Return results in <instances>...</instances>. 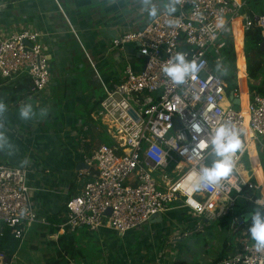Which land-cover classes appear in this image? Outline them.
Segmentation results:
<instances>
[{"label": "built area", "instance_id": "built-area-1", "mask_svg": "<svg viewBox=\"0 0 264 264\" xmlns=\"http://www.w3.org/2000/svg\"><path fill=\"white\" fill-rule=\"evenodd\" d=\"M249 1L171 0L175 6L171 14L165 8L141 29L112 39V50L135 45L141 62L139 66L128 62L115 71L89 113L110 143L100 142L85 160L83 173L90 179L65 201V221L59 224L60 229L75 233L80 228L93 232L107 227L124 236L153 215L168 211L176 201L208 222L226 214L213 210L220 201H228V208L245 197L244 186L256 191L257 185L243 176L239 164L250 141L264 140V96L250 95L246 115L225 104L229 103L227 84L218 74L222 39L229 35L234 40L235 21L243 33L258 26L264 38V13L250 10ZM2 7L0 4V11ZM46 36L28 27L0 29V80L13 87L26 78L25 100L39 97L52 84ZM177 53L197 65L195 78L179 85L161 71ZM237 92H231L232 98ZM220 124L240 132L241 148L233 156V170L219 185L202 186L192 195L196 206H190L181 185L190 173L209 166L207 161L214 155L211 135ZM194 125L202 131L197 134ZM201 141L209 147L199 149ZM27 176L24 167L0 165L1 227L20 240L38 220L30 203ZM202 228L197 225L181 235L190 237ZM238 244L212 264H264V249L255 247L250 234ZM0 264L11 261L0 253Z\"/></svg>", "mask_w": 264, "mask_h": 264}, {"label": "crops", "instance_id": "crops-1", "mask_svg": "<svg viewBox=\"0 0 264 264\" xmlns=\"http://www.w3.org/2000/svg\"><path fill=\"white\" fill-rule=\"evenodd\" d=\"M151 3L160 12L166 7L167 0H151ZM0 4H3L0 29L11 31L28 27L46 33L45 43L54 65L50 88L33 100H25L26 91L15 93L11 84L0 80V102L6 105V111L0 114V133L8 138L7 145L0 149V165L28 170L30 203L38 215V220L25 232L10 261L11 264H45L46 259L55 257L60 249L58 240L65 230L60 229L59 224L65 218V201L77 194L90 179L83 173L87 169L85 160L100 144L101 131L104 133L91 120L89 113L99 100L100 92L103 95V85L109 83L113 72H108L107 68H102V72L96 70L95 61L103 66L111 61L114 64H136L135 45L129 44L122 51L112 50L111 41L124 32L141 29L155 16L148 15L142 0H0ZM233 37L235 89L238 92L232 99H238V109H242L238 84L240 77H237L239 47L245 63L247 101L251 94L246 72L244 33L238 21L234 23ZM78 53L85 64L93 68L90 69L91 74L89 71L83 74L76 71L81 65L76 61ZM81 75L87 76L91 88L83 91L73 82L76 76ZM25 80L20 79V83L23 85ZM230 97L231 93L227 96L229 103L226 104L235 105ZM25 104L32 107L29 119L19 116L20 108ZM244 113L247 115V110ZM239 170L258 188L251 190L246 198H238L231 207L227 208L228 201H220L213 208L214 211H226L213 223H217L220 229H226L231 238L223 239L219 250L207 258L206 264L218 262L226 254L232 253L239 240L246 233L249 234L244 222L251 218L253 212L246 211L247 201L264 209V202H258L264 199L259 184L264 178V140L249 142ZM180 203L176 201L171 204L169 210L162 213L161 221L148 222L132 231V234L138 231L148 233L134 250L128 248L130 241L126 234L118 238L116 233L117 239L110 242L109 234L115 232L107 227L93 232L78 229L67 237L75 247L71 263L170 264L171 260L172 263L183 260L192 264L185 258L176 259L185 244L191 243L192 235L185 238L181 232L203 225L196 232L200 233L211 225L209 221L201 220L203 216L196 215ZM235 210L240 216L233 218L227 228L223 227L222 218ZM2 229L0 223V232ZM237 230L239 233H236ZM221 255L223 257L216 261Z\"/></svg>", "mask_w": 264, "mask_h": 264}, {"label": "trees", "instance_id": "trees-1", "mask_svg": "<svg viewBox=\"0 0 264 264\" xmlns=\"http://www.w3.org/2000/svg\"><path fill=\"white\" fill-rule=\"evenodd\" d=\"M249 9L252 11L258 10L260 13H264V1L263 0H250L249 1ZM243 35V34H242ZM263 36L261 34V28L256 25H253L251 29L244 32V51L246 56V72L248 78V88L251 95L260 94L264 96V51L261 50V42L263 41ZM223 47H222V69L218 71V74L227 84L225 93L226 96L236 88V68H235V51L233 46L232 38L229 35H225L222 39ZM238 53V62L242 68L244 73L245 63L244 58L242 56V52L239 50ZM242 79V81L238 80V84L241 92V102L240 104L247 103V91H246V83H245V73L244 75L238 76ZM258 81V83H257ZM15 93H19L22 91H26L28 89V80H25L23 85L20 83V80L16 82V84L12 87ZM103 132L99 134V142H103ZM108 143L110 141L108 140ZM251 191L247 188V186L243 187V195L246 197L249 195ZM249 197V196H248ZM256 198V196L254 195ZM247 209L246 211L255 212L261 211L264 212L263 208L255 205L253 202L246 203ZM240 216V213L235 211L228 212L222 218L223 227H228L227 224L235 217ZM65 219L62 220L64 222ZM61 222V223H62ZM244 224L247 226V230L251 224V218L248 219ZM239 233V230L236 231ZM249 233V231H248ZM73 233L64 232L63 236L59 238L58 242L60 244V249L57 252L55 257H51L46 259L45 264H72L71 259L73 254L75 253V247L72 241H68L67 237L72 235ZM250 234V233H249ZM21 243L20 239L15 238L8 228H3L0 232V252L3 253L7 260L10 261L14 254L17 252L18 247ZM223 256L219 257L216 261L220 260ZM172 264H188L183 260L174 261ZM199 264V263H196Z\"/></svg>", "mask_w": 264, "mask_h": 264}, {"label": "clouds", "instance_id": "clouds-1", "mask_svg": "<svg viewBox=\"0 0 264 264\" xmlns=\"http://www.w3.org/2000/svg\"><path fill=\"white\" fill-rule=\"evenodd\" d=\"M142 5L149 16H155L158 9L151 3V0H142ZM169 14L175 11V6L170 2L166 6ZM161 71L175 84H183L189 77L195 78L197 65L186 59L183 53H177L171 57L161 68ZM6 111V105L0 102V114ZM19 116L22 119H29L32 116V107L25 104L20 108ZM194 131L198 134L202 131L199 125H194ZM8 138L0 133V149L7 145ZM210 146L215 159L209 166H204L199 171L190 173L181 189L187 194V203L195 207L196 201L192 195L201 190L202 186L219 185L222 178L228 176L234 167V154L241 148L240 132L229 124H220L212 132ZM209 144L201 141L199 149H205ZM251 239L255 242L258 250L264 249V212L255 211L251 215V224L248 229Z\"/></svg>", "mask_w": 264, "mask_h": 264}, {"label": "rangeland", "instance_id": "rangeland-1", "mask_svg": "<svg viewBox=\"0 0 264 264\" xmlns=\"http://www.w3.org/2000/svg\"><path fill=\"white\" fill-rule=\"evenodd\" d=\"M233 42H235V41L233 40ZM238 50L241 52L240 47L238 48ZM136 59H137L136 64L139 66L141 59H138V58H136ZM76 61H77V63L81 64L79 67H77L76 71H79V73H81V74H83V72L86 73L89 71V73L91 74V70H93V68H91V66L89 64H87V65L85 64L84 60L80 57L79 53L76 54ZM92 61H93V59H92ZM95 64H96L95 69L98 71L102 72V68H104V69L107 68L106 70L108 72L114 73L115 71H120L126 63L121 62L119 64H114V61H111L108 64H105L106 66L105 65L103 66V65H101V62L95 61ZM221 69H222V67H221ZM51 70H54L53 63H51ZM238 71L240 72L239 67H238ZM239 72L237 74V77L239 76ZM239 81H242V79L240 78ZM73 82L76 83L78 88L82 89L83 91L91 88V85L88 83V79H87L86 75L76 76L74 78ZM101 97H102V95L100 92L99 99ZM245 105L246 104L241 105L243 112H246V106ZM233 108L238 109L239 106L233 105ZM103 136H104L103 142L108 143L109 139L107 138V134L105 132H104ZM214 159H215L214 155L209 157V159L207 161V165H210ZM201 220L205 221V219L203 217H201ZM213 222L214 221H209L211 227L206 228L205 230H203L200 233L193 234L191 236V243L185 244V246L182 248L183 250H181V252H180L181 254L178 257H176V259H182V258L184 259L185 258L188 260L189 263H192V264H196L197 262H201V263L206 264L207 258L214 256L215 253L219 250L220 244L223 241V239L225 237L231 238L229 236L230 233L228 231H226V229L218 228L217 223H213ZM134 233L135 234H132V231H130L126 234L128 240L130 241V243L128 245V248H130V250H134L139 245V241L141 240V238L143 236H145L146 234H148L146 231L145 232L144 231H138V232H134ZM117 235H116V232L110 233L109 234V239H111L110 242L115 241L117 239ZM119 237L121 238L123 236L118 235V238ZM90 251L93 252L94 250L90 249ZM94 254L95 253H93V255ZM169 262L171 264L172 260ZM96 264H98V263H96Z\"/></svg>", "mask_w": 264, "mask_h": 264}, {"label": "water", "instance_id": "water-1", "mask_svg": "<svg viewBox=\"0 0 264 264\" xmlns=\"http://www.w3.org/2000/svg\"><path fill=\"white\" fill-rule=\"evenodd\" d=\"M260 46H261V50L264 51V39H263V41L261 42ZM230 98H232V97H230ZM232 100H233V99H232ZM233 103H234L235 105H238V99H234V100H233ZM0 131H1V129H0ZM109 213H110V211L107 210L106 214H109ZM249 215H250V214H249ZM161 220H162V214H156V215H153V216L150 218V220H149L148 222H149V223H154V222H159V221H161ZM148 222H147V223H148ZM147 223H145V225H146Z\"/></svg>", "mask_w": 264, "mask_h": 264}, {"label": "bare ground", "instance_id": "bare-ground-1", "mask_svg": "<svg viewBox=\"0 0 264 264\" xmlns=\"http://www.w3.org/2000/svg\"><path fill=\"white\" fill-rule=\"evenodd\" d=\"M237 1V0H236ZM240 25V24H239ZM240 28H241V26H240ZM237 66L239 67V69H240V72H239V76L240 75H244V73H243V71H242V68H241V66H240V64H239V62H238V60H237ZM247 103H248V101H247ZM247 103H246V108H247ZM226 104V103H225ZM247 110V109H246ZM260 185H261V188H262V195L264 194V178L262 179V182L261 183H259ZM259 203H263L264 202V199H261V200H259L258 201Z\"/></svg>", "mask_w": 264, "mask_h": 264}]
</instances>
